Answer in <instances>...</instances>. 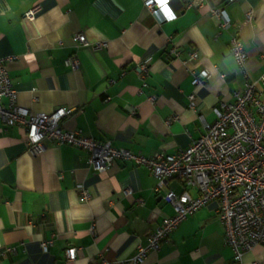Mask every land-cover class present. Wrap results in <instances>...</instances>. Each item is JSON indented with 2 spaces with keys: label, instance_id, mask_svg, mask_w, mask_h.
<instances>
[{
  "label": "crops",
  "instance_id": "0c3cea01",
  "mask_svg": "<svg viewBox=\"0 0 264 264\" xmlns=\"http://www.w3.org/2000/svg\"><path fill=\"white\" fill-rule=\"evenodd\" d=\"M145 1L0 0V58L10 57L18 103L34 113L69 108L64 129L149 156L187 146L215 119L213 106L233 101L246 74L264 77V0H168L171 20H160ZM214 8L224 9L230 27H221ZM235 30L246 73L231 54ZM78 32L107 46L75 45L71 36ZM192 51L198 57L191 60ZM71 55L78 57L76 68L66 63ZM143 62L145 78L135 69ZM202 69L209 78L193 85V72ZM79 183L91 193L85 202ZM169 189L184 185L179 179L159 184L129 159L98 172L85 150L68 144L47 142L32 153L24 129L0 119V264H70L68 246L78 248L73 264H133L147 233L173 213L163 198ZM254 261L264 264V244L245 252L241 264ZM137 264H236L216 201L182 220Z\"/></svg>",
  "mask_w": 264,
  "mask_h": 264
},
{
  "label": "built area",
  "instance_id": "2783aa9c",
  "mask_svg": "<svg viewBox=\"0 0 264 264\" xmlns=\"http://www.w3.org/2000/svg\"><path fill=\"white\" fill-rule=\"evenodd\" d=\"M145 4L160 20L168 19L156 0H146ZM212 12L220 18L221 27L231 26L224 9L214 8ZM27 15L32 17V11ZM245 15L248 21L253 17L250 10ZM71 40L75 45H90L94 49L107 46L105 41L90 42L83 32L73 34ZM230 50L239 70L245 72L247 54L237 30L231 35ZM197 57V51L190 52L191 60ZM9 59L0 58V119L5 126L24 129L30 152L40 153L47 142L68 144L85 150L89 166L98 172L105 171L116 159H129L148 168L159 184H166L170 179H179L183 183V190L169 189L163 196L172 205L173 213L164 216L160 224L147 233V245L138 246L136 254L130 258L133 264L143 262L150 250L157 251L182 220L211 201L217 203L224 243L231 248L236 264H241L245 252L264 244V77L257 80L246 74L248 80L235 90L233 101H220L213 106L215 119L205 122L201 134L187 146L173 153L157 151L146 156L115 147L110 140H95L80 130L64 129L61 119L71 112L69 108L34 113L18 103L7 69ZM66 63L76 68L78 57L71 55ZM135 69L145 78L149 68L143 62ZM209 76L205 69L193 72L192 84H202ZM189 97L192 101L195 98L194 94ZM154 98L153 94L148 96L151 101ZM187 187H191L195 195H191ZM76 188L81 202L91 197L84 184L79 183ZM124 192L129 194L130 189L125 188ZM90 231L94 232L93 224ZM43 245L46 247V243ZM77 252L75 246L66 247L65 260L73 264Z\"/></svg>",
  "mask_w": 264,
  "mask_h": 264
},
{
  "label": "snow or ice",
  "instance_id": "6c2138e0",
  "mask_svg": "<svg viewBox=\"0 0 264 264\" xmlns=\"http://www.w3.org/2000/svg\"><path fill=\"white\" fill-rule=\"evenodd\" d=\"M160 3H161V7L164 10L165 14L171 16V12L169 11L167 7V0H160Z\"/></svg>",
  "mask_w": 264,
  "mask_h": 264
},
{
  "label": "clouds",
  "instance_id": "9594fccd",
  "mask_svg": "<svg viewBox=\"0 0 264 264\" xmlns=\"http://www.w3.org/2000/svg\"><path fill=\"white\" fill-rule=\"evenodd\" d=\"M156 3H157L159 6H161L160 0H156ZM167 7H168V0H167ZM161 8H162V7H161ZM168 9H169V11L171 12V16H169V15H166V16L168 17L169 20L174 19V14L172 13L171 8L168 7ZM162 10H163V9H162ZM163 11H164V10H163Z\"/></svg>",
  "mask_w": 264,
  "mask_h": 264
}]
</instances>
